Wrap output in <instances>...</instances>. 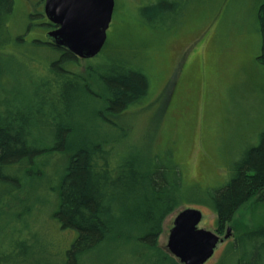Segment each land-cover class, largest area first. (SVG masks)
I'll return each mask as SVG.
<instances>
[{
  "label": "trees",
  "instance_id": "obj_1",
  "mask_svg": "<svg viewBox=\"0 0 264 264\" xmlns=\"http://www.w3.org/2000/svg\"><path fill=\"white\" fill-rule=\"evenodd\" d=\"M138 1L139 26L156 30L173 28L187 19L193 6L204 9L207 4V0ZM252 2L261 35L257 60L264 71V0ZM19 3L0 0V52L11 50L13 59L31 64L43 59L47 64L40 74L30 70L34 82L27 105L0 98V217L11 209L14 221L11 235L0 242V264H80L109 238L134 244L128 264H180L158 242L164 221L181 207L211 211L216 232L222 235L241 207L264 189V130L255 145L233 160L224 184H188L171 148L146 154L121 141L122 130L108 118L141 108L149 100L147 60L130 48L135 41L128 38L115 44L108 38L85 76L78 71L81 59L44 39H27L33 29L50 30L53 25L46 20L38 24ZM119 10L116 5L117 17ZM96 80L99 92L93 88ZM92 119L88 130L85 124ZM72 139L81 146L71 160L63 204L54 214L59 230L74 237L64 248L42 233V225L28 230L33 205L28 192L25 201L20 197L25 186L41 181L40 159L48 151H65ZM16 206L21 210L15 211ZM214 264H264V225L228 242Z\"/></svg>",
  "mask_w": 264,
  "mask_h": 264
},
{
  "label": "rangeland",
  "instance_id": "obj_2",
  "mask_svg": "<svg viewBox=\"0 0 264 264\" xmlns=\"http://www.w3.org/2000/svg\"><path fill=\"white\" fill-rule=\"evenodd\" d=\"M44 1L20 0L19 6L27 14L35 15V22L40 18L43 21ZM252 3V0H222L217 4L215 0H207L206 8L193 6L187 19L173 28L156 30L139 26L138 0L116 1L120 10L118 17L117 12L114 14L108 38L115 44H124L128 38L135 41L130 48L147 60L150 94L145 106L108 118L122 130L121 141H129L146 154L156 148H171L188 184L203 187L224 184L230 177L228 169L233 160L248 145H255L257 134L264 130V71L257 60L261 35ZM47 31L41 26L26 37L44 38ZM11 54V50L0 52V98L14 99L23 107L28 104L29 94L32 95L34 81L29 78L30 70L40 74L47 62L41 58L35 64L26 63L13 59ZM95 61L81 59L78 71L89 76L88 68ZM96 84L97 80L93 88L99 92ZM100 109L104 107L100 105ZM94 121L85 124L88 130ZM78 146L81 142L72 139L65 151H48L38 164L41 181L33 187L25 186L20 197L25 201L28 192L27 201L33 205L28 230L42 225V233L52 237L58 247L68 248L74 238L71 233L59 230L54 214L63 204L62 192L66 191L68 170ZM185 209L178 208L164 221L158 242L163 252L176 216ZM195 209L203 213L200 229L216 233L222 239L231 229V238L219 245L207 263L214 264L228 242L242 232L264 225V189L241 207L222 235L215 229L216 215L202 207ZM14 210L21 208L16 206ZM12 214L8 209L0 217V242L13 228ZM121 243L109 238L100 249L83 257L80 264H128L134 244ZM134 250L139 251L137 247Z\"/></svg>",
  "mask_w": 264,
  "mask_h": 264
},
{
  "label": "water",
  "instance_id": "obj_3",
  "mask_svg": "<svg viewBox=\"0 0 264 264\" xmlns=\"http://www.w3.org/2000/svg\"><path fill=\"white\" fill-rule=\"evenodd\" d=\"M115 7L116 0H45L44 15L57 28L47 38L78 59H93L107 42ZM202 220V211L195 208L176 216L167 250L180 264H207L219 245L231 238V229L224 239L200 229Z\"/></svg>",
  "mask_w": 264,
  "mask_h": 264
},
{
  "label": "flooded vegetation",
  "instance_id": "obj_4",
  "mask_svg": "<svg viewBox=\"0 0 264 264\" xmlns=\"http://www.w3.org/2000/svg\"><path fill=\"white\" fill-rule=\"evenodd\" d=\"M44 2H45V1H44ZM39 14H40V13H39ZM39 14H38V15H39ZM42 20H46V21H48L47 18H46V16L43 17ZM39 21H41V18L39 19ZM39 21H37L38 24H40ZM48 22H49V21H48ZM37 23H36V24H37ZM49 23H50V22H49ZM50 24H51V23H50ZM51 25H52V24H51ZM111 25H112V24H111ZM40 27H41V26H40ZM40 27H39V29H40ZM52 27H53V28H51L50 30H48V31L45 33L44 38H41V37L39 38V37H37L36 39H39V40L44 39L47 43L52 44L51 41L47 38V36H48V34H49L50 32H52V31H54V30L57 29L54 25H53Z\"/></svg>",
  "mask_w": 264,
  "mask_h": 264
}]
</instances>
